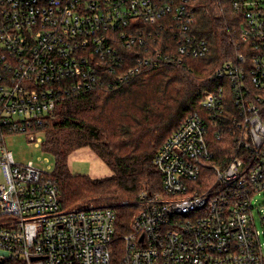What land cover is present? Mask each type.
<instances>
[{
	"label": "built area",
	"instance_id": "2783aa9c",
	"mask_svg": "<svg viewBox=\"0 0 264 264\" xmlns=\"http://www.w3.org/2000/svg\"><path fill=\"white\" fill-rule=\"evenodd\" d=\"M192 1L0 0V264H113L118 238L116 264H264L252 202L264 191V0H242L248 49L214 73L231 86V126L222 121L224 89L205 92L202 112L154 154L161 190L139 194L127 233L117 235L110 206L63 209L49 164L17 163L4 143L7 134L32 132L40 146L35 134L58 98L93 89L101 74L123 81L207 54L206 41L190 34ZM136 46L145 50L131 66L124 52ZM210 136L238 154L212 165Z\"/></svg>",
	"mask_w": 264,
	"mask_h": 264
},
{
	"label": "trees",
	"instance_id": "16d2710c",
	"mask_svg": "<svg viewBox=\"0 0 264 264\" xmlns=\"http://www.w3.org/2000/svg\"><path fill=\"white\" fill-rule=\"evenodd\" d=\"M241 3L242 0L191 2L194 23L190 34L206 41L207 54L144 67L123 81L117 80L114 73L101 74L103 80L93 89L58 98L54 117L38 130L43 133L41 149L54 160L50 176L57 185L63 209L89 204L110 206L117 218V235L127 233L140 210L139 194L161 190L154 154L188 116L202 112L200 102L205 92L224 89L222 121L225 127L231 126L228 119L236 115L229 93L231 86L214 73L224 63L233 61L236 51L248 49L240 42V29L245 22ZM144 50L137 46L126 50V63L135 65L136 56H143ZM213 128L220 129V125ZM80 147L90 148L114 173L101 178L72 174L68 155ZM209 147L214 153L212 165H222L227 156L238 154L226 141L212 136ZM122 253L118 238L113 264Z\"/></svg>",
	"mask_w": 264,
	"mask_h": 264
},
{
	"label": "rangeland",
	"instance_id": "374dc122",
	"mask_svg": "<svg viewBox=\"0 0 264 264\" xmlns=\"http://www.w3.org/2000/svg\"><path fill=\"white\" fill-rule=\"evenodd\" d=\"M32 132H16L7 134L4 138L6 148L12 152V156L17 163L25 164L28 161L46 167L49 164L51 171L54 166L53 157L44 152L40 146L34 145L30 136ZM35 136L43 138V133H36ZM48 159V162L45 161ZM68 169L72 174H85L92 178H101L112 175L114 172L105 164V162L90 148L80 147L73 150L67 159ZM253 217L256 229L259 232L264 231V224L261 222L259 213H264V191L254 194ZM260 241L264 245V234L260 236ZM123 247V243H122Z\"/></svg>",
	"mask_w": 264,
	"mask_h": 264
}]
</instances>
